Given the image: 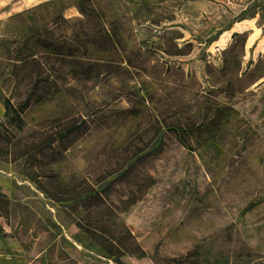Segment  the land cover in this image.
<instances>
[{
    "label": "rangeland",
    "instance_id": "rangeland-1",
    "mask_svg": "<svg viewBox=\"0 0 264 264\" xmlns=\"http://www.w3.org/2000/svg\"><path fill=\"white\" fill-rule=\"evenodd\" d=\"M78 1L52 0L36 13L0 22V114L11 49L59 14L78 16ZM92 2L106 21L139 8L130 0ZM149 2L162 16L180 7L185 20L202 28L198 34L212 53L229 46L235 32L247 31L254 58L264 57V0ZM138 34L147 36L143 29ZM125 84L140 86L138 80ZM110 91L102 85L90 96L111 101ZM259 93L237 105L221 127L209 125L215 115L209 113L194 157L153 171L157 183L128 212L113 209L87 174L97 145H124L139 119L89 134L81 114L56 123L65 95L35 106L0 157L13 169L0 172V264H264V87ZM189 97L187 104L193 103ZM205 106L198 103L187 115Z\"/></svg>",
    "mask_w": 264,
    "mask_h": 264
},
{
    "label": "trees",
    "instance_id": "trees-1",
    "mask_svg": "<svg viewBox=\"0 0 264 264\" xmlns=\"http://www.w3.org/2000/svg\"><path fill=\"white\" fill-rule=\"evenodd\" d=\"M130 1L139 6L136 14L106 21L92 0H79L78 16L59 14L16 44L0 114L1 158L34 107L61 94L67 106L56 123L81 114L89 134L138 118L124 145L100 142L90 159L88 178L117 212L146 200L157 183L153 171L194 157L209 113H215L209 125L221 127L237 105L255 101L264 87V57L254 58L247 31L235 32L229 46L212 53L198 34L202 28L185 20L180 7L173 5L162 16L153 13L149 0ZM140 29L147 35L143 39ZM130 80L140 86H127ZM150 82L159 88L151 89ZM102 85L110 87L111 101L91 98ZM186 96L193 103L187 104ZM198 103H206L204 111L188 116Z\"/></svg>",
    "mask_w": 264,
    "mask_h": 264
},
{
    "label": "crops",
    "instance_id": "crops-1",
    "mask_svg": "<svg viewBox=\"0 0 264 264\" xmlns=\"http://www.w3.org/2000/svg\"><path fill=\"white\" fill-rule=\"evenodd\" d=\"M51 1L52 0H0V22L30 12L36 13ZM1 152L2 150L0 149V154ZM12 171L13 169L10 163L0 160V172L10 173Z\"/></svg>",
    "mask_w": 264,
    "mask_h": 264
}]
</instances>
